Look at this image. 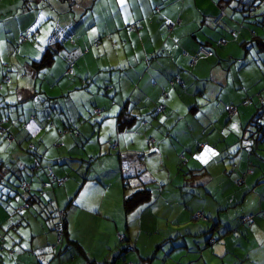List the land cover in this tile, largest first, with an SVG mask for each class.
Segmentation results:
<instances>
[{
  "label": "crops",
  "instance_id": "obj_1",
  "mask_svg": "<svg viewBox=\"0 0 264 264\" xmlns=\"http://www.w3.org/2000/svg\"><path fill=\"white\" fill-rule=\"evenodd\" d=\"M213 1L109 0L110 21L101 25L94 21L84 25L81 19L77 25H81L84 31H76L75 24L67 32L70 34L72 31L75 39L73 44L67 39L70 35L65 37L64 34H54L47 30H44L43 35L39 29L34 30L38 31L34 38L37 44L32 45L28 41L15 44L25 28L20 24L21 19L26 16L24 14L31 13H25L28 11L14 6L13 12L8 16H4L5 10L0 14V31L6 38L0 43V59L3 55L1 52L9 57L8 62L0 67V81L1 75L7 76L0 82V121L4 132L13 136L8 142L4 139L6 134H0V162L11 161L8 166L15 172L5 173V190L0 191V236H3L5 246L15 250V256L0 254V264H86V261L92 263L94 260H102L107 248L118 250L126 244L134 247L115 264H151L150 257L155 258L154 255L157 254L151 249L158 243L162 250L165 249V244L173 249L184 248L188 252L194 246L197 247L199 241L195 235L199 232L189 229L186 230L189 237H184L175 225L183 221L189 222L190 213L197 209L214 218L213 204L207 205L208 201L197 197L184 198L182 195L185 192L178 194L174 191L169 197L173 190L169 191L167 184L180 185L183 177L172 175L169 168L164 166L157 169H165L163 171L167 172V176L152 174L162 185L161 192L153 203L148 206L140 205L125 214L120 190L123 166L121 163L107 164L102 159L106 156L115 157L109 153V141L114 137L117 138L121 155L134 154L131 149L136 142H142L144 137L139 133L149 128L151 129L146 134L155 138V144L160 148V161L165 158L164 136L168 137L169 151L178 149L177 155L173 152L178 158L184 154V163L189 164L191 169L190 174L184 176L185 185L189 186L186 192L194 186L205 188V192L212 195L217 192L210 189L226 187L240 198L235 204L241 207L234 214H231L227 203L218 209L224 211V214H217L218 225H221V230L226 227L228 234H234V237L226 238L222 243H218L217 239L212 244V259L209 263L244 264L247 260L251 262L258 257L259 264H264V219L258 215L264 210V140L256 143V139L262 134L259 125L253 126L256 112L250 114V119L240 121V124H245L242 131L248 125L253 130H248L246 138L238 136L234 139L242 150L239 161L235 156L226 153V145L221 149L216 144L226 140L228 142L226 128H232L229 122L226 127V119H221V116L207 117V113L218 107L213 97H226L228 79L224 71L223 56L214 46L219 38H224L226 43V36L219 28L226 22L224 19L217 26L212 24L218 13ZM115 6L118 7L116 10ZM164 19L169 22L180 19L169 36L165 32ZM11 21L16 22L13 33H10L13 28ZM107 23L116 30L108 27ZM127 23H136L140 28L129 30ZM8 33L11 34L10 38ZM56 40L63 42V48L48 71L43 73L32 70L27 61L31 57L39 58L44 47ZM198 45H204L206 56L199 58L194 66H189V55ZM6 48L8 50L4 51ZM153 49L159 51L156 58H152L148 65L138 66L141 55L150 53ZM216 59L223 68H215ZM69 63L72 64L71 73L66 71ZM203 64L206 65L203 67ZM102 68L105 70L102 71ZM117 69H124L123 77L118 74ZM174 76L182 79V87L169 82ZM102 89L106 90L105 93H102ZM160 92L167 93V97L162 99L167 109L161 114H155L153 108L161 100ZM120 95H125L122 99L127 97L128 106L135 117L144 118L145 129L136 132L135 122L133 128L118 130L116 119L122 105ZM49 97H56L55 102L49 100ZM47 99L49 101H45ZM48 102L54 104L56 111L44 109ZM92 106L99 108L100 112L93 114ZM219 106L222 107L220 104ZM261 106L264 107V102ZM164 120V123L170 121V126L167 129L158 128ZM58 122H62L63 129L69 130L64 132L68 133H56ZM153 124L158 126L153 127ZM30 144H33L32 150L36 152L41 165L32 175L27 171L32 158V153L28 150ZM86 157H89V163L85 161ZM82 165V172L87 170L89 177L78 194L71 196L72 186L66 180L63 187L54 190L58 206L64 209L66 241L64 240L63 246L68 242L64 252L61 251V260L52 247L54 233L51 224L45 220L47 209L32 202L34 209L29 206L26 210L17 211L24 194H16L13 190L20 181L27 179L33 193H37L47 182L45 171H42L46 166L58 177H69L71 171H79L78 168ZM231 166L232 170H228ZM246 170L249 173L238 187L235 179ZM198 173L203 177L201 180L197 179ZM86 186L97 194L98 199L86 193L83 195ZM7 188L11 191H7ZM109 190L119 192L115 197L106 200L105 195L108 197ZM43 191L48 189L44 188ZM200 191L202 190L190 194L197 196ZM228 196L231 198L232 194ZM9 201H14L15 207ZM103 205L110 210L103 213ZM155 206L157 210H162L158 216L159 222H156L157 217L151 216ZM12 211L17 214L16 219H13ZM186 213L188 216H185ZM246 214L254 215V224L248 229L239 225L237 220L238 216ZM232 215H235L234 218ZM149 216L153 217L158 226L163 224V228H157L154 224L156 230L151 233L158 231L160 236L152 240L149 236L146 245L150 247L140 252L137 245L141 234L139 227H142V232L144 227L150 228L149 223L143 226ZM99 220L100 224L95 226ZM194 225L201 229L205 224ZM118 234L124 235L126 243L118 240ZM70 241L79 243L84 254L74 253L76 248L71 246ZM230 244L238 245L246 252V256L240 258L244 253L241 250L230 251ZM190 263L193 264V261Z\"/></svg>",
  "mask_w": 264,
  "mask_h": 264
},
{
  "label": "rangeland",
  "instance_id": "obj_2",
  "mask_svg": "<svg viewBox=\"0 0 264 264\" xmlns=\"http://www.w3.org/2000/svg\"><path fill=\"white\" fill-rule=\"evenodd\" d=\"M191 1L193 2V0ZM19 2L22 5V0H0V14H2L3 11L5 10L4 16H8L11 12H13L14 6H18L17 4H19ZM213 2H216V0H214ZM31 4L33 5V7L29 10L30 12L29 11L25 12V13H31V14H28V15L25 14L26 16L24 15L25 17L23 16L24 18L21 19L22 23L20 24L25 26V28L23 29L24 32L31 33L33 30L39 29L44 35V30L52 32L54 31V28H55L58 34H64L65 37L68 35L74 36L72 31H70V34H68L67 27L61 23L63 22V20L61 19L62 14L66 15V13L60 12L58 10L60 8V7L58 8V5L57 7L54 6L55 10L61 13L57 17L56 14L54 15L52 14L54 13V11L53 10L50 11L48 6L41 7L39 10L36 8V5H38L37 1H32ZM234 5L236 4H233L232 6ZM80 6L82 9L79 12L78 19H80V21L82 19V22L84 25H87L88 23H93V21L97 22L99 25L110 21L109 0H90L89 3H84V4L81 3ZM232 6L226 3V7H225V10H226L225 22L226 23H223L219 26V28L223 30L224 32L223 34L226 36V43L222 42V38H219L216 42H214V46L217 47V51L223 56L222 60L224 64V71L226 72V78L228 77L227 83H226V97L225 96H222V97L214 96L213 97V100L216 103H218V107L213 112L207 113V117L217 118L221 116V119H226V127L229 122L232 128L230 130L226 128V139L228 137V142L226 140L224 142H217L216 144L220 145L221 149L225 147L226 145V153L230 154L233 157L235 156L237 161H239L242 150L236 144V140L234 139H236L238 136L246 138L249 134L248 130L249 129L253 130L251 125H248L247 129L245 131H242V126H244L245 124L244 123L240 124V121H242V119H250V114L253 113L254 111L256 112L257 108L260 107L264 102V52L259 53L256 49V46H253L252 39H249L254 36L253 35L255 34L254 32L258 33L260 30H262V32L264 33V29H263L264 26H262V23L260 22V20L261 21L264 20V15H261L264 13V0H245L244 2L240 3V5L235 11L231 9ZM75 8L78 9L79 7L75 6ZM117 8L118 7L115 6L114 10H116ZM61 9L64 11H67L64 7H62ZM47 14H50L52 18H57L58 23H55L51 21L50 19H47ZM218 14L219 12L215 16H217ZM11 22L13 23V28L10 33H13L16 28V22L14 21H11ZM75 24L77 27L76 31L83 30L81 28V25L78 26L77 23ZM55 25H57V27H54ZM107 26L110 28H113V30H116V28L113 27L110 23H107ZM262 32L260 34H262ZM10 33L7 34L8 38H10L11 36ZM242 36H245L246 37L245 39H249L248 42L245 43V46H247L246 47L247 49L242 45L243 43L242 40L244 39L242 38ZM5 39L6 38L4 37V33L0 31V43L3 42ZM16 43L17 42L15 40V44ZM28 43H31L32 45L37 44L35 42V39L34 38L31 39V37H29ZM7 50L8 48H6V50L4 51H7ZM1 54L3 55L0 59V63H2L0 64V67H3L4 62H8L9 57L4 52H1ZM212 56H215V54H212ZM218 61L219 60L216 59L215 68H220V69L223 68L221 63H217ZM205 65L206 64H203V67ZM95 96H97V93L95 94ZM243 101H246V103H243ZM219 104L222 107H220ZM229 109H235V110L233 112H230ZM263 116H264V113H263ZM237 119H240V120L237 121ZM165 121L166 120H164L160 126L153 124V127L158 126V128L167 129L170 126L171 122L169 121V123H164ZM183 121L185 122L186 120L183 119ZM61 123L62 122H58L59 127L55 129L56 133L59 132L58 131L59 129L61 130L63 129ZM78 123L79 121H77V124ZM261 123L263 125L264 120L261 121ZM218 126H220V124ZM148 130H146L145 132H140L139 135L146 134ZM3 131H5L4 128H3ZM105 131L103 133H106ZM62 133H68V132H62ZM6 135H10V133ZM148 136L150 135L148 134L147 138H149ZM164 137H165L164 138L165 142L163 143V153H164L165 158L163 161H160V159H158L159 157L158 153L160 151V148L155 146V149L151 150V148L147 145L146 137H143V141L136 142L134 148L131 149L134 152V156L129 158L128 161L133 160L134 162H130V164L127 165V168L124 170V172H127L130 169L129 167L131 165H135L137 162L139 163L136 157L138 154H141L142 156L140 160L144 162L147 166V170H146L147 176L148 174H156L158 176H162V171H159L157 168L158 167L162 168L164 166H167L169 168V172H171L172 175L182 176V174L188 168H190V166L189 164L186 165L184 163L185 156L183 157L182 159L183 161L181 162V164L178 163V160L175 161L176 159H178L176 155L179 150L178 149L173 150V152L176 155L172 151H169L167 148L168 147V137L167 136H164ZM154 139H151V141L153 142ZM114 154L117 155L116 153ZM227 160L231 161L230 159H227ZM73 165L76 166V163H73ZM83 168H84V165L78 168L79 171H72V173L73 174L82 173ZM228 170H232V166ZM45 176H46V173H45ZM202 178H203L202 175L198 173L197 179L201 180ZM79 181L80 179H78V182ZM198 190H202V191H200V193H197V196L190 194L193 191L198 192ZM210 190L216 191L217 193H212V195H210L209 193L205 192L206 191L205 188H198V187L192 186L189 188L188 192H185L182 195L184 198H187V197L196 198L197 197L199 199L208 201L207 205H210L211 203L215 206V210H214L215 215H214V218H212V220H208V218L204 219L203 217L197 220H193L192 219L193 213L198 212V211L203 212L202 210L197 209L190 213V220H189L190 223L183 221L180 224H176L175 226L181 230L182 235L184 237H189L186 231L189 229H194L195 232H201L202 230L206 231L207 229L208 230L211 229L212 225L214 223H217V220H218L217 214L218 213L224 214V211H218V209L222 205H226L227 203V205L230 206L231 214H234V212H236V210H238L241 207V205L235 204L240 200V198L236 196L233 191L231 193V190L227 189L226 187L222 189H210ZM118 192L119 190H113V191L109 190L108 197L106 194L105 199L109 200L110 197H115L116 195H118ZM85 193L88 196L95 197L94 199H98L97 194H95L94 191L88 186L84 188L83 195H85ZM229 194L230 195L232 194L231 198L228 196ZM11 203H12V206H14L15 204L14 201H9V204ZM156 207L157 206H155L152 209L151 216L158 218L162 210H160L161 208L157 210ZM107 210H110V209L106 207V205H103L102 212L104 213ZM151 216H149L147 220L143 222V226H145V224L147 223L150 224L149 229H145L144 227L143 232H142V227L141 228L139 227L141 234L139 235V242L137 245L140 248L139 249L140 252H144L146 249L150 247L149 245H146L147 238L149 236L151 237V240L160 236V234L157 233L158 231H154V233H151L153 232V230H156L154 229V224L157 228L158 227L160 229L163 228V224H161L160 226L156 224V222H159V218L156 219V222H154V219ZM185 216H188L187 213ZM206 216L209 217L208 215ZM232 216L234 218L235 215H232ZM12 217L13 219L17 218V214H15V212L13 213V211H12ZM222 218L224 217H220V219ZM195 223H199V224L204 223L205 225L204 227L200 229L198 226L194 225ZM99 224H100V220L97 222L95 226ZM253 224H254V220L250 223V225H246V226L247 228H250ZM1 228L3 229V227ZM224 231L221 230V225H218L217 223L214 231H212V238L218 239L217 242L222 243L223 240H226V238L234 237V234L221 235V233H224ZM210 235H211L210 232H206V233L204 232L203 234L197 235L196 240H198L199 244L202 246L203 244H205L204 242L205 238L209 237ZM242 236L244 237L245 233H243ZM1 244L5 246L4 243H0V245ZM164 246H165V249L162 250L161 249L162 246L159 247V243H158L151 249V251L153 250L155 251V253H157L156 255H154L155 258H151L152 259L151 264H191L190 263L191 261H193V264H210L209 261L212 259L211 249L209 248L205 250L192 248V250L188 252L184 248L173 249L172 246L166 245V244ZM228 248L230 251H234V252H237L239 250L243 251L242 249L239 248L238 245H235V244H230ZM114 250L115 249L113 248H107L104 255L102 256V259L105 256L110 255ZM224 256H226V254ZM245 256H246V252L242 253L240 258H244ZM224 260H225L224 262H226V259ZM259 262H260V259L258 257H255L252 259L251 262L247 260L246 262H244V264H256V263L259 264Z\"/></svg>",
  "mask_w": 264,
  "mask_h": 264
},
{
  "label": "trees",
  "instance_id": "obj_3",
  "mask_svg": "<svg viewBox=\"0 0 264 264\" xmlns=\"http://www.w3.org/2000/svg\"><path fill=\"white\" fill-rule=\"evenodd\" d=\"M32 1H37L38 5H36V4H34V5H36V8L39 10L41 7H47L48 6L50 11H52V10L54 11V13H52V14L53 15L56 14L57 17L59 14H61L60 12L66 13V15L62 14L61 19L63 20V22H61V23L67 27V30H69V27H72L73 25H75V23L80 22V19H78V15L82 9L80 6L81 3H83V4L89 3L90 0H22V5L20 4L21 1L17 5L19 6V9H21L23 11H29L33 7V5L31 4ZM244 1L245 0H216V2H214V5H216V7L218 8L219 14L214 17L212 24L214 26H217L226 18V10H225L226 3H228L231 6L233 4H236V5L232 6V8H231L232 10L235 11L238 8V6L240 5V3L244 2ZM30 5H31V7H30ZM57 5H58V8L60 7L58 9L60 12H58L54 8V6L57 7ZM75 6H78L79 8L77 9V8H75ZM62 7H64L67 11L62 10L61 9ZM221 13H223V16L217 22H215ZM261 15H264V13ZM47 19H50L51 21L58 23V19L52 18V16L50 14H47ZM168 21L169 20L164 19V22H163L167 36H169L170 31L172 29H174V26L177 25V23H179L180 19H178L176 21L171 20V23H173V27L170 29L166 25ZM260 22L262 23V26H264V20H262V21L260 20ZM54 27H57V25H55ZM138 28H140V27L136 23H131L128 25L129 30H134V29H138ZM53 32H54V34H56V30H54ZM261 32H262V30H260L258 33L254 32L255 33V34H253L254 36L252 38H249V39H252L253 46H256V49L259 53L264 52V33L262 32V34H260ZM37 35H38V31L33 30L31 33L22 31V33L19 34V37L16 40V42H17L16 44L27 42L29 37H31V39H32V38H36ZM67 39H69V41L73 44V42H74L73 36H71ZM249 39H243L242 40V42H243L242 45L245 48L247 47V46H245V43L248 42ZM222 42L225 43L224 38H222ZM62 44H63V42H61L60 40H58V41L56 40L55 42L45 46L44 49L42 50L40 57L37 59H34L31 57L30 61H27V65L30 66L32 70H35L37 72L40 71V72L44 73V72L48 71V69L53 64L55 58L58 57V55H60L61 50L63 48ZM64 44H66V43H64ZM200 47L201 48L203 47L206 50L204 45H198L196 50L192 54L189 55V66H194V64L196 63V61L199 58L206 56L205 52L200 51ZM158 52L159 51L153 49L152 52H150V53L147 52V53H145V55H141L142 56L141 57V63H138V66L139 65L140 66L148 65L152 61V58H156V53H158ZM192 57L195 58V61L193 64H190V60L192 59ZM160 61H162V60H160ZM69 67H72L71 63L68 64V67L66 69V71L68 73H71V71L68 70ZM105 68H107V67H105ZM103 70H105V69L102 68V71ZM109 70L111 72V69H109ZM102 71H101L100 75H102ZM116 71L118 72V74L121 77H123L122 73L125 72L124 69H120V71H119V69H117ZM1 77H2L1 81H3L5 78H7L6 75H1ZM125 77L123 79H126ZM91 78H92V75H91ZM169 82L171 84L177 85L178 87L183 86V81L179 76L171 77L169 79ZM105 89H102V93H103V91L105 93V91H106ZM124 96L125 95H120V99H119L120 103L122 105L120 106L119 113L117 114V119H116L117 128L120 131L127 130L129 128H133V125L136 122V127H134V130L136 132H140V131H142L143 128L145 129L146 122H145L143 117H141V118L135 117V115L131 112V108H129V106H128L129 102H128L127 97L122 99V97H124ZM159 97H161L160 102L157 101L155 107L153 108V112L155 114H161L167 109L166 104L164 102H162V99H165L167 97V93L166 92H162V93L160 92ZM55 98L56 97H49L48 99L55 102ZM48 99L45 101H49ZM243 103H246V101H243ZM44 109H46V110L51 109L52 111H56V107L54 106V104H51L49 102L46 105H44ZM93 110H94L93 114H95V115H96V113L100 112V109L97 107H94ZM263 113H264V109L261 106V107L257 108L256 113L253 116V118H254L253 126L258 127L257 125H259V127L262 129V134L258 139H256V143L264 140V124L260 125L261 121L264 120V119H262V118H264ZM31 116H33V115H31ZM5 119H7V117ZM64 131H69V130H66V129L61 130L60 129L59 133H62ZM5 134L6 133L3 131L2 135H5ZM7 134H9V133H7ZM5 136H7V135H5ZM144 137H146L147 145L151 148V150H154L155 146H156V144H155L156 140H154L153 142L151 141V139H154V138H152L153 136L150 135V136H148L149 138H147V134H144ZM4 139L6 141H8L6 139V137ZM8 142H10V141H8ZM115 143H116V145H115ZM33 148H34L33 144H30L28 146V150L32 153L31 163L27 167V171L30 175L34 174L36 171H38L41 168V165L39 163V157H37L36 152L34 150H32ZM118 149H119V147H118V143H117V138L114 137V138L110 139V141H109V150H110L109 153H110V155L115 156V157L111 158L110 156H106V157H102V159L107 164H112V163L116 164L117 163V165H119V163H121V165L123 166V169H122L121 174H120V190H121V197H122L121 205H122L124 213L127 214V213L132 212L135 208H137L140 205L148 206V205L152 204L153 201L156 199L157 195L160 194L162 185L159 184L155 180V178H153L152 174H148V176L146 175L147 174V171H146L147 167L145 166V163L140 160V158L142 156L141 154H138L136 157L137 160L139 161V163L137 162L135 165H131L129 167L130 169L127 172H124V170L127 168V165H129L130 162H134L133 160L128 161L129 158L134 156V154H130L129 156H126V155L123 156L120 154ZM114 153H116L117 155H115ZM183 157H184V154H182L181 156L179 155V158H178L179 164H181V162L183 161L182 160ZM79 158H80V156H79ZM86 159L87 160H85V161H87L89 163L90 162L89 157H86ZM116 159H118V160H116ZM10 162H7V163L4 161L0 162V191L5 190L4 185H3V181L5 180V173H12V174L15 173L8 166V165H11L12 162L11 163ZM163 170H165V169H163ZM163 170H162V176L165 177V176H167V172H164ZM42 171H45L44 174L46 173L47 182L44 183L42 189L37 190V193H33V189H31V183L27 179L20 181L18 183V185L14 188L13 191L16 194H24V199L22 201V204L20 205V207L17 211L26 210L27 208H29V206H31L32 202L33 203L35 202L38 205H41L42 207L47 209L48 215H47V217H45V220H46V222L51 224V230L54 233V242L52 244V247H53V249L56 250L54 252L57 253L59 258L61 257V260H63V258H62L63 255L61 254V251L64 252L63 250H64L65 246L68 245V242H65V246H63L64 240L66 241V238H65L66 230H65V225L63 222L64 221V217H63V214H64L63 210L64 209L61 208L60 206H58V200H57V196L54 194V190L56 188L58 189L59 187H63L64 182L66 180V181H68V185L70 183L72 186V188H71V194L72 195L71 196H75V194L79 193L81 186L88 180L89 175H88L87 170H84V172H82V173H75V174H72V171H71L69 173V177H68V175H65L63 177H58L49 166H46L45 169H42ZM49 172H51V174H52L51 176H49ZM190 172H191V169L188 168L182 174L183 178L181 179L180 185L175 186V184H171L170 182H169L170 184H167L169 191L173 190L170 193L169 197L173 195L172 193L174 191H176L177 193H180V194H181V192L183 193V192L187 191L189 186L185 185L186 179L184 178V176L189 175ZM248 173H249L248 170L242 171L241 176L238 177L237 179H235V184L237 186L242 185V183L244 182ZM182 176H180V177H182ZM78 179H80L79 182H78ZM240 179H242V182H239ZM45 185H47L48 187H46ZM44 188H47L48 191H43ZM7 191H11L10 188H7ZM31 207H33V209H34V206H31ZM263 211L264 210H262L258 213V215L260 217H262ZM198 213H201L205 217H207L203 212L198 211V212H195L192 214L193 220H197V219L201 218L200 216L197 215ZM246 215H248V214H246ZM243 217H244V215H240L237 217L238 223H239V225L248 229L246 225H249V224H246V223L243 224L241 222V219ZM207 218H208V220H212L211 217H207ZM23 219L25 220L26 218L24 217ZM17 224H19V222L16 223V225ZM216 225H217V223H214L212 225L211 229H209V230L207 229L206 231L202 230L203 232L201 231L195 235V238H196L197 235L203 234L204 232L205 233L210 232V234H211L209 237L205 238V241H204L205 244H203L202 246L200 244H198L197 247H195V246L193 247L194 249H207V248L210 249L212 244L215 243V241L217 240V239L212 238V231H214ZM224 229H225V231H224V233H221V235H224V234L226 235L229 233L228 229H226V227H224ZM117 237L121 243H126L124 235L118 234ZM211 240H213V242H211ZM3 242H4L3 236H0V243H3ZM70 244L72 247L76 248V251L74 253L80 252L81 254L82 253L84 254V251L82 250V247L80 246L79 243H77L75 241H70ZM133 247L134 246L132 244H126L124 247H119L118 250H114L110 255L105 256L102 260H100V261L94 260V261H92V263H90L89 261H86V264H115L117 260H121V257L123 255H125L128 252V250L132 249ZM0 250H1L0 254H5V255H8L9 257L15 256V250L12 247L10 248L8 246H3V244H1ZM151 258H152V256L150 257V259Z\"/></svg>",
  "mask_w": 264,
  "mask_h": 264
},
{
  "label": "built area",
  "instance_id": "obj_4",
  "mask_svg": "<svg viewBox=\"0 0 264 264\" xmlns=\"http://www.w3.org/2000/svg\"><path fill=\"white\" fill-rule=\"evenodd\" d=\"M223 16V13H221L219 16H218V18L216 19V21L215 22H217L221 17ZM167 26H168V28L170 29V28H172L173 27V23H171V22H167V24H166ZM200 51H201V47H200ZM194 61H195V58L194 57H192V59L190 60V64H193L194 63ZM230 110V112H233L235 109H229ZM2 121H0V134L3 132V127H2ZM6 137V139L8 140V141H11L12 140V135H7V136H5ZM115 145H116V143H115ZM52 174H51V172H49V176H51ZM239 182H241L240 180H239ZM263 217H264V213H263ZM243 222H247V223H250L251 222V218L249 217V216H247V217H244L243 219H241Z\"/></svg>",
  "mask_w": 264,
  "mask_h": 264
},
{
  "label": "bare ground",
  "instance_id": "obj_5",
  "mask_svg": "<svg viewBox=\"0 0 264 264\" xmlns=\"http://www.w3.org/2000/svg\"><path fill=\"white\" fill-rule=\"evenodd\" d=\"M201 51H203V52L206 53V51H205V49H204L203 47L201 48ZM71 70H72V67L69 68V71H71ZM240 181L242 182V179H240ZM263 213H264V211H263ZM263 213H262V217H263ZM197 215L200 216L201 218L203 217L204 219L207 218V217H205V216H204L203 214H201V213H198ZM247 216H249V217L251 218V222L254 220V215H252V214L244 215V217H247ZM244 217H243V218H244ZM243 218H242V219H243ZM263 218H264V217H263ZM241 222H242L243 224L246 223V224H249V225H250V223H251V222H250V223L243 222L242 220H241ZM60 238H61V237H60ZM59 240H60V239H59ZM59 242H60V241H59ZM211 242H213V240H211Z\"/></svg>",
  "mask_w": 264,
  "mask_h": 264
}]
</instances>
